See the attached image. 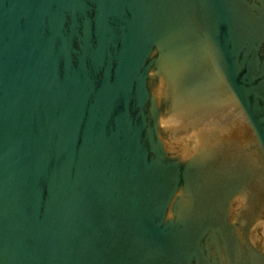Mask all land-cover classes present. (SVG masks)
<instances>
[{
  "label": "water",
  "instance_id": "water-1",
  "mask_svg": "<svg viewBox=\"0 0 264 264\" xmlns=\"http://www.w3.org/2000/svg\"><path fill=\"white\" fill-rule=\"evenodd\" d=\"M0 264H264V0H0Z\"/></svg>",
  "mask_w": 264,
  "mask_h": 264
}]
</instances>
